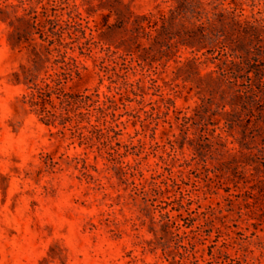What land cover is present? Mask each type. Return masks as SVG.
I'll return each instance as SVG.
<instances>
[{
	"label": "rangeland",
	"instance_id": "rangeland-1",
	"mask_svg": "<svg viewBox=\"0 0 264 264\" xmlns=\"http://www.w3.org/2000/svg\"><path fill=\"white\" fill-rule=\"evenodd\" d=\"M201 1L264 48V0ZM175 4L0 0V264H264V100L194 115L226 57Z\"/></svg>",
	"mask_w": 264,
	"mask_h": 264
},
{
	"label": "trees",
	"instance_id": "trees-1",
	"mask_svg": "<svg viewBox=\"0 0 264 264\" xmlns=\"http://www.w3.org/2000/svg\"><path fill=\"white\" fill-rule=\"evenodd\" d=\"M210 4L201 0H176L173 7L159 13L156 21H161V29L175 43L184 42L197 50L218 51L226 57L219 70L198 73L195 89L203 97L194 115L204 120L207 107L216 103L214 111L231 121L235 112L252 110L264 100L262 30L254 22L235 17L237 4L227 13L216 11L217 5L207 8ZM244 78L249 81L245 90L239 82ZM223 82L226 85L222 86ZM227 105L230 109H226Z\"/></svg>",
	"mask_w": 264,
	"mask_h": 264
}]
</instances>
